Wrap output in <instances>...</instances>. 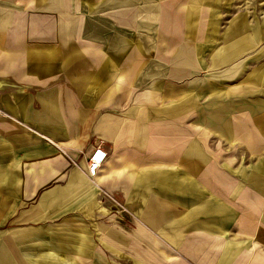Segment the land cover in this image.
<instances>
[{
  "label": "crops",
  "instance_id": "0c3cea01",
  "mask_svg": "<svg viewBox=\"0 0 264 264\" xmlns=\"http://www.w3.org/2000/svg\"><path fill=\"white\" fill-rule=\"evenodd\" d=\"M237 2L0 0V264H264V103L195 76Z\"/></svg>",
  "mask_w": 264,
  "mask_h": 264
},
{
  "label": "rangeland",
  "instance_id": "374dc122",
  "mask_svg": "<svg viewBox=\"0 0 264 264\" xmlns=\"http://www.w3.org/2000/svg\"><path fill=\"white\" fill-rule=\"evenodd\" d=\"M236 4L237 8L234 12L231 10L225 13L227 16L222 19L221 27L239 23V37L226 43L218 37H197L199 39L197 41L203 40V42L197 43L195 76L197 82L204 81L205 87H208L207 82L211 81L215 87L212 92L219 93V90L223 91L227 88L228 104L232 102L239 105V98H243L247 103H256L258 100L264 103V82L262 79L259 83L252 79L257 68L260 70L264 68V0H239ZM220 45L225 46L220 48L221 52H218L217 46ZM212 48H214L213 52L218 54V57H215V54L213 56L220 63L209 60L208 56L211 54L209 49ZM223 52H226V57L221 59L219 55ZM201 62L203 65L200 67ZM230 90L239 91L240 97ZM206 93L207 89L197 98L198 106L203 103L201 100L203 95L207 99ZM124 263V261L119 262V264Z\"/></svg>",
  "mask_w": 264,
  "mask_h": 264
},
{
  "label": "built area",
  "instance_id": "2783aa9c",
  "mask_svg": "<svg viewBox=\"0 0 264 264\" xmlns=\"http://www.w3.org/2000/svg\"><path fill=\"white\" fill-rule=\"evenodd\" d=\"M93 145V150L89 154L87 160V169L90 175L94 174V172L100 166L105 156V152L101 149L100 144L98 142H94Z\"/></svg>",
  "mask_w": 264,
  "mask_h": 264
}]
</instances>
